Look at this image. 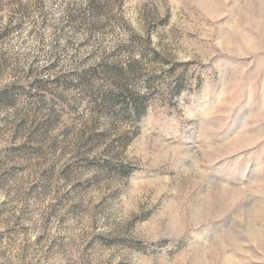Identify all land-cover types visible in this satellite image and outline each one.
<instances>
[{"label":"rangeland","instance_id":"374dc122","mask_svg":"<svg viewBox=\"0 0 264 264\" xmlns=\"http://www.w3.org/2000/svg\"><path fill=\"white\" fill-rule=\"evenodd\" d=\"M0 264H264V0H0Z\"/></svg>","mask_w":264,"mask_h":264},{"label":"trees","instance_id":"16d2710c","mask_svg":"<svg viewBox=\"0 0 264 264\" xmlns=\"http://www.w3.org/2000/svg\"><path fill=\"white\" fill-rule=\"evenodd\" d=\"M136 110H137V114H139V113H140V112H139V111H140V109L138 108V109H136Z\"/></svg>","mask_w":264,"mask_h":264}]
</instances>
